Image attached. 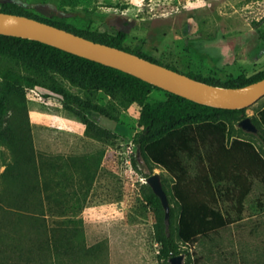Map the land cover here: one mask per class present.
<instances>
[{"label": "rangeland", "instance_id": "obj_1", "mask_svg": "<svg viewBox=\"0 0 264 264\" xmlns=\"http://www.w3.org/2000/svg\"><path fill=\"white\" fill-rule=\"evenodd\" d=\"M5 4L7 14L74 32L123 33L125 48L216 86L264 71V0H0V12ZM59 83L65 94L40 84L8 93L0 77V112L5 100L9 107L0 124V264H165L145 185L160 173L170 190L173 178L133 164L141 107ZM167 98L159 90L149 101ZM262 107L264 97L247 116ZM237 135L264 154L257 137ZM102 164L115 166L110 191L104 173L96 180ZM253 182L240 220L199 239L184 264H264V184ZM178 219L176 208L174 228Z\"/></svg>", "mask_w": 264, "mask_h": 264}, {"label": "trees", "instance_id": "obj_2", "mask_svg": "<svg viewBox=\"0 0 264 264\" xmlns=\"http://www.w3.org/2000/svg\"><path fill=\"white\" fill-rule=\"evenodd\" d=\"M12 7L5 4L1 12L12 13ZM45 21L74 32L59 22ZM74 33L176 70L152 57L125 48L123 33H120L121 36ZM0 77L7 79L8 93L13 91L14 85L40 84L51 91L65 94L59 82L67 81L88 95L103 91L123 109L133 104L141 107L139 124L142 131L136 138L139 155L133 164L137 167L144 160L173 178L170 190L165 187L166 179H162L171 204L168 222L161 199L149 184L145 185L148 189L146 199L155 218L158 257L165 264H170L174 256L188 254L199 239L211 238L236 224L245 210L253 180L264 184V154L254 142L237 135L255 136L264 146V107L252 116L258 133H247L238 124L248 117L249 107L223 109L203 105L91 58L40 41L3 34H0ZM191 77L210 85H219L194 75ZM262 79L264 71L250 78L241 75L233 82L221 83L220 86L242 87ZM159 90L167 94V100L149 101L150 95ZM8 114L9 107L5 100L0 112L1 125ZM176 208L179 209V219L174 228Z\"/></svg>", "mask_w": 264, "mask_h": 264}, {"label": "water", "instance_id": "obj_3", "mask_svg": "<svg viewBox=\"0 0 264 264\" xmlns=\"http://www.w3.org/2000/svg\"><path fill=\"white\" fill-rule=\"evenodd\" d=\"M0 34L40 41L144 79H146L144 75L150 74L155 79V81L150 82L158 87L203 105L223 109H241L257 103L264 97V79L242 87L210 85L136 53L91 40L46 22L15 14L0 12ZM79 49H82L85 53L80 52ZM188 81L203 84L206 89L193 90L187 85ZM238 126L249 133L256 134L259 131L250 116L241 120ZM146 183L152 187L154 193L161 199L166 211V221L168 222L171 204L164 189L162 175L155 173L147 178ZM184 260L185 255L180 254L172 257L170 264H184Z\"/></svg>", "mask_w": 264, "mask_h": 264}, {"label": "crops", "instance_id": "obj_4", "mask_svg": "<svg viewBox=\"0 0 264 264\" xmlns=\"http://www.w3.org/2000/svg\"><path fill=\"white\" fill-rule=\"evenodd\" d=\"M109 155V154H108ZM98 175H97V181H99L101 179V176H102V173H104V178L108 179V191L110 186H111V183L112 182V185L115 184V166H109L108 167H105L103 164L100 166V168H98ZM84 179V178H83ZM98 183V182H97ZM96 184V183H95ZM110 193V192H109ZM114 201V200H113Z\"/></svg>", "mask_w": 264, "mask_h": 264}, {"label": "bare ground", "instance_id": "obj_5", "mask_svg": "<svg viewBox=\"0 0 264 264\" xmlns=\"http://www.w3.org/2000/svg\"><path fill=\"white\" fill-rule=\"evenodd\" d=\"M79 51L82 53H85L82 49H79ZM144 77L149 81H152V82L155 81L154 77L150 74H146L144 75ZM187 85L193 90L206 89L205 85L194 82V81H188Z\"/></svg>", "mask_w": 264, "mask_h": 264}]
</instances>
